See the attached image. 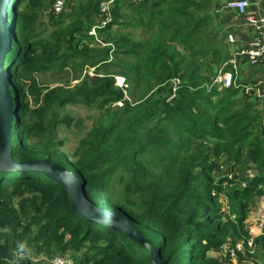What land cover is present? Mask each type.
Here are the masks:
<instances>
[{
  "label": "trees",
  "instance_id": "16d2710c",
  "mask_svg": "<svg viewBox=\"0 0 264 264\" xmlns=\"http://www.w3.org/2000/svg\"><path fill=\"white\" fill-rule=\"evenodd\" d=\"M22 1L11 0L7 23L15 100L10 159L49 158L77 170L90 202L125 215L164 264H227L210 251L240 239L249 250L244 220L249 204L264 196L263 110L245 99L251 93L241 94L236 80L229 87L213 84L230 59L221 29L230 12L224 0H114L112 22L97 30L105 45L90 32L100 0H76L69 33L58 28L47 37L36 31L45 0H28V9L18 7ZM64 15L50 17L61 23ZM122 27L142 28L145 36ZM86 66L98 69L93 79L83 74ZM71 69L80 79L74 88H44L38 80L49 71L62 79ZM117 74L126 89L116 85ZM71 103L97 109L100 118L67 155L55 130L72 121L61 113ZM238 167L256 171L243 177ZM256 242L264 252V235ZM28 245L71 264H151L152 258L150 248L77 212L64 186L44 172L5 168L0 264H17ZM33 260L21 263L41 264Z\"/></svg>",
  "mask_w": 264,
  "mask_h": 264
},
{
  "label": "rangeland",
  "instance_id": "374dc122",
  "mask_svg": "<svg viewBox=\"0 0 264 264\" xmlns=\"http://www.w3.org/2000/svg\"><path fill=\"white\" fill-rule=\"evenodd\" d=\"M69 1L65 0L64 2V9H63V11L65 12V15L63 16L64 21L61 23H55L51 19L50 14L48 13V7L52 5L54 0H45V3L42 5V7L39 10V16L36 19L37 21L36 31L41 33V36L47 37L51 34L53 30L58 29V28L65 29V31L69 33L70 31L69 27H72L73 26L72 22H74V17L72 15V6L76 4L75 3L76 0H74L72 4H69ZM123 1L136 3V2H141L144 0H122L121 2ZM249 2L252 3L254 2V0H249ZM113 3L114 1L111 3V6ZM257 6L259 7L260 5L257 3ZM18 7H20L21 9H28V0H23L22 3L19 4ZM91 13L94 14L93 19H97L94 22V24L98 23L99 22L98 20L104 18V13L100 11L98 13V17L95 11L91 10ZM129 13H133V12L129 10ZM9 18L11 19V17ZM223 19H224L223 24L236 21L235 19L226 18L225 15H223ZM237 27L240 28V30L242 29V27L240 26H237ZM114 28H116V26H114ZM122 28L124 31L128 33H131L137 36H145V32L143 31L142 28H137V29L128 28V27H122ZM14 30L16 32V27ZM16 39L18 43H20L18 36L16 37ZM235 40L236 38L234 35V40L228 41L229 43H231L230 48L227 50V54L230 57V59L235 57V51H234L235 50V47H234ZM240 60L239 62L236 63V66L234 67L235 69L234 79L238 82L237 86H240L241 94H243L246 91H248V93H251L245 99L247 100L252 99L253 101H256L260 109L263 110L262 125L264 127V59L261 61L260 64L258 63L256 66L247 64L248 66L246 68H242L243 65L240 64ZM6 65H8V63H6ZM115 69L116 67H112L107 70L110 72H113ZM101 70L103 71L102 67L100 68L99 71ZM96 72H98V69H95V67H90V66L89 67L86 66L83 70V74L86 76L88 75L92 79L97 75ZM77 74L78 73L73 72V69H71V71L68 74H65L62 76V79H57L56 77L60 76V74L54 71H49L46 73H39L38 80L39 82H41L44 88L46 86L53 87L57 85H64V86H68L69 88H74V86L80 81V79H75ZM117 75L120 77H124L121 74H117ZM245 82H249V83H245ZM240 83L243 84V86L240 85ZM214 84H218L220 87H223L221 83L219 82H216ZM116 85L124 89H126L128 86L126 81H124L123 84H119L117 83V80H116ZM253 85L256 87H254V89L252 90L251 88L253 87ZM209 86L212 87L211 84ZM246 87L250 89L248 88L246 89ZM125 92L127 91L125 90ZM61 113L70 116V118H72V121L69 124L61 123L57 126L55 130V133H56L55 140L61 141L62 142L60 145L61 150L67 155H71L76 150L80 142V139L88 132V130L95 123V121L100 118V113L97 109L86 106L81 103L67 104L61 109ZM11 138H10V141H11ZM10 152H11V144H10ZM254 171L256 170L249 169L246 167H241V168L238 167V169L236 170V172H238L243 177H247L248 175L252 176ZM234 174L235 172H231L229 173V176H233ZM118 176L119 174L117 173L113 175V180L111 184L117 182ZM113 189L116 193H119L118 188L113 187ZM117 197L119 198V194ZM220 201H222V207H223L222 210H226L228 208L226 196L225 195L220 196ZM244 229L247 230L249 233L248 240H251L250 241L251 246L249 245L251 247V248L249 247L250 251L244 252L242 256H240V254L238 253L237 255L233 256L231 249L228 248L229 246H231V243L228 242L224 244L220 249L211 250L210 253L213 256L219 257L221 261L227 264H264V255H263L264 252L257 251V249H259L260 242L255 243V239L257 237L264 235V196L255 197L254 201L249 204L247 216L244 220ZM244 241H245L244 239L239 240V242H244ZM26 248L27 250L25 252H20L18 254V258L16 257L15 262L17 264H22L21 262L24 257L32 258L36 262H41V264H68L67 261H71L69 257H65L67 258V260L62 259V258H48L44 252H40L38 250V247L34 245H28ZM72 261L74 262V260Z\"/></svg>",
  "mask_w": 264,
  "mask_h": 264
},
{
  "label": "water",
  "instance_id": "95a60500",
  "mask_svg": "<svg viewBox=\"0 0 264 264\" xmlns=\"http://www.w3.org/2000/svg\"><path fill=\"white\" fill-rule=\"evenodd\" d=\"M11 0H0V170L42 171L60 185L64 186L72 202L73 208L88 219H95L108 224L126 234L132 240L140 242L151 250V264H164L160 250L155 249L128 218L118 212L92 204L86 194L84 183L77 176L78 171H70L66 167L52 162L49 158L41 160L12 161L10 159V138L13 123L15 100L10 88L13 78L11 64L6 65V55L12 47V37L7 27L9 22V4Z\"/></svg>",
  "mask_w": 264,
  "mask_h": 264
},
{
  "label": "built area",
  "instance_id": "2783aa9c",
  "mask_svg": "<svg viewBox=\"0 0 264 264\" xmlns=\"http://www.w3.org/2000/svg\"><path fill=\"white\" fill-rule=\"evenodd\" d=\"M69 1V0H68ZM114 1V0H113ZM112 0H102L99 1V11L104 13V18L98 20V23H95L91 27V33L94 34L96 38V42H99L102 45H105L101 38H98L99 33L97 30L99 28L106 27L110 22H112ZM65 0H54L51 6L48 7V13L53 14L55 16L63 13ZM225 7L229 10L235 11L238 15L241 16L245 24L251 30V37L248 42L245 44V47L235 48V57L225 62L224 66L219 70L218 74L213 80V84L216 82L221 83L223 87H229L234 82V74L236 63L239 60H245L249 65L256 66L258 63L264 59V15L262 12L252 11L251 6L254 2L250 3L249 0H224ZM101 4V5H100ZM251 12H250V10ZM100 23V25H99ZM96 25V26H94ZM97 34V35H96ZM234 34V33H233ZM229 33L227 35V41H233L234 35ZM253 35V36H252ZM240 60V62H241ZM260 60V61H259ZM231 64L232 68H226V65ZM117 83L123 84L125 81V77H120L118 75L115 76ZM234 79V80H233ZM212 84V85H213ZM255 85V84H254ZM251 88L254 89V86ZM248 87H246L247 89ZM250 89V88H248ZM175 90V89H174ZM248 92V91H246ZM119 104H121L119 102ZM251 240H248V247L251 246ZM250 245V246H249ZM233 256L237 255V252L240 251L244 254L246 251H250L246 249L244 242H238L234 246H229ZM251 248V247H250ZM61 258V257H56ZM67 260V258H62ZM68 264H71V261H67Z\"/></svg>",
  "mask_w": 264,
  "mask_h": 264
},
{
  "label": "crops",
  "instance_id": "0c3cea01",
  "mask_svg": "<svg viewBox=\"0 0 264 264\" xmlns=\"http://www.w3.org/2000/svg\"><path fill=\"white\" fill-rule=\"evenodd\" d=\"M257 3L260 5L259 7L257 6ZM249 10H250V8H249ZM251 10L252 11H258V12L259 11L260 12H264V0H254V3L251 6ZM251 10H250V12H251ZM225 11L226 12L230 11V12H228V15H229V13L232 14L231 17H229L227 14H225L226 18L235 19L236 21L235 22L224 23V25H223V27L221 29L225 30L227 35L229 33H234L235 38H236V40L234 42V45H235L234 47L235 48L244 47L245 44L248 42V40L251 37L250 28L245 24V22L243 21L241 16L238 15L235 11H233V10H225ZM237 26L242 27V29L240 30V28H238ZM227 44L229 45L231 43H227ZM240 64L243 65L242 68H246L248 66L247 65L248 63L245 60H241Z\"/></svg>",
  "mask_w": 264,
  "mask_h": 264
},
{
  "label": "clouds",
  "instance_id": "9594fccd",
  "mask_svg": "<svg viewBox=\"0 0 264 264\" xmlns=\"http://www.w3.org/2000/svg\"><path fill=\"white\" fill-rule=\"evenodd\" d=\"M10 144H11V142H10ZM71 171V170H70ZM230 178L232 177V176H229ZM242 185H245L244 183H242ZM101 206H103L102 204H101Z\"/></svg>",
  "mask_w": 264,
  "mask_h": 264
}]
</instances>
